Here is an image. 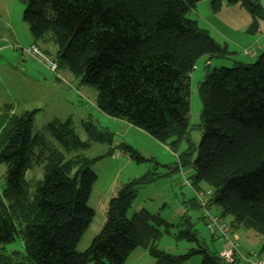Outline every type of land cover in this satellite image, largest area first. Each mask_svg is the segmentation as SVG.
I'll return each mask as SVG.
<instances>
[{
	"label": "trees",
	"instance_id": "16d2710c",
	"mask_svg": "<svg viewBox=\"0 0 264 264\" xmlns=\"http://www.w3.org/2000/svg\"><path fill=\"white\" fill-rule=\"evenodd\" d=\"M20 1L26 5L23 19L33 43H55L59 69L97 91L102 113L146 132L171 151L189 142L190 75L202 57L230 55L187 18L203 0ZM229 2L249 12V32L257 33L264 19L258 0ZM214 4L219 7L220 0ZM198 93L203 136L198 147L189 143L180 165L194 171L191 186L197 194L201 183L211 192H201L208 201L204 209L215 206L220 212L215 217L224 223L223 218H231L230 236L239 229L264 236V49L254 64L208 71ZM34 114L0 113V165L7 166L6 188L0 193V245L20 238L25 255L19 262L18 253H0V264H125L139 247L155 264H184L194 255L202 256L201 264H227L220 253L202 246L178 256L161 251L162 229L172 225L145 209L128 217L138 190L160 177L157 166L118 189L101 233L78 252L95 217L89 200L98 177L92 160L82 155L67 159L45 135H33ZM47 128L65 151L87 148L71 120H54ZM86 131L91 141L112 144L111 134L93 124ZM123 151L143 160L129 147ZM34 165L43 167L44 178L29 182L25 175ZM163 168L164 176L175 175L178 165ZM194 204L202 208L197 198ZM184 224L187 230L179 237L197 241L193 225ZM208 227L220 239L210 220Z\"/></svg>",
	"mask_w": 264,
	"mask_h": 264
},
{
	"label": "rangeland",
	"instance_id": "374dc122",
	"mask_svg": "<svg viewBox=\"0 0 264 264\" xmlns=\"http://www.w3.org/2000/svg\"><path fill=\"white\" fill-rule=\"evenodd\" d=\"M258 2L264 10V0ZM214 5V0H203L189 12L187 18L208 31L220 46L228 49L230 55L227 58L202 57L197 62L190 75L189 142L185 140L176 151H171L146 132L102 113L97 107V91L83 84L68 70L60 68L52 72L44 61L32 55L30 51L35 45L29 26L23 19L26 5L20 0H0V113L7 109L13 110L18 116L35 112L33 135H45L67 159L82 155L92 160V170L98 177L89 200V207L94 210L95 217L78 244V252L86 251L101 233L109 203L118 189L154 171L156 166L160 177L138 190L128 217L145 209L170 223L172 226L167 231L162 229L164 234L157 245L159 250L175 256L198 250L200 246L212 253L230 249V244L216 238L208 227L209 218L206 216H219V210L215 206L208 210L195 206L197 193L191 186L194 171L180 165V156L189 148V143L198 147L203 136V103L198 93L199 84L204 81L208 71L211 73L216 69L233 68L238 63L248 65L258 62L264 46V19L259 21L258 32L252 34L249 32L251 15L239 3L220 0L219 7ZM35 47L42 55L57 63L58 47L55 43L39 42ZM252 51L256 53L254 57L247 54ZM54 120H71L75 135L87 148L77 152L65 151L48 131V124ZM87 124H93L99 132L111 134L112 144L91 141L86 131ZM125 147L138 152L143 160L137 162L132 159L124 153ZM195 156L196 153L192 159ZM175 164L178 165L177 173L164 176L166 171L163 167ZM6 177L7 166L0 165L1 194L6 188ZM25 178L29 182L43 180V167L34 165L27 170ZM199 186L202 189L200 193L208 190L204 183ZM223 219L226 224H230V217ZM186 220L193 225L190 230L197 233V241L179 237L182 231L187 230L184 224ZM235 234L238 236L240 254L258 253L264 258V236L244 229L236 230ZM0 253H18L21 255L18 261L21 262L25 256L23 241L19 238L11 244L0 245ZM201 262L202 256L194 255L184 264ZM125 264H155V260L139 247L131 253Z\"/></svg>",
	"mask_w": 264,
	"mask_h": 264
},
{
	"label": "built area",
	"instance_id": "2783aa9c",
	"mask_svg": "<svg viewBox=\"0 0 264 264\" xmlns=\"http://www.w3.org/2000/svg\"><path fill=\"white\" fill-rule=\"evenodd\" d=\"M30 53L36 56L37 58L41 59L42 61H44L52 70V72L58 71L59 69L58 64L51 58L42 55L37 47L33 46ZM247 54L250 57H254L256 53L252 51V52H248ZM187 184L190 185V182L187 181ZM207 194H211V192L207 191ZM197 200L203 208H206L208 204L206 195H204L203 193L197 194ZM207 217L210 220V227L218 232L221 241H226L231 246L230 249L224 250L220 253V257L227 264H234L236 261L238 262V264H264V258L257 253H251L247 255L240 254L238 252L239 251L238 238L229 235L230 233L229 226L217 217H212L210 215H207Z\"/></svg>",
	"mask_w": 264,
	"mask_h": 264
},
{
	"label": "crops",
	"instance_id": "0c3cea01",
	"mask_svg": "<svg viewBox=\"0 0 264 264\" xmlns=\"http://www.w3.org/2000/svg\"><path fill=\"white\" fill-rule=\"evenodd\" d=\"M33 45H35V44L33 43ZM35 46H37V45H35ZM260 48H261V46H259V49ZM262 48L264 49V46ZM13 113H14V111H13ZM234 237L238 238V236L236 234H234Z\"/></svg>",
	"mask_w": 264,
	"mask_h": 264
}]
</instances>
